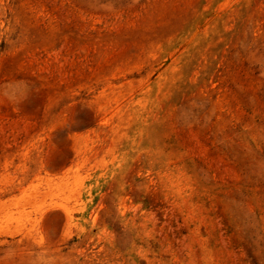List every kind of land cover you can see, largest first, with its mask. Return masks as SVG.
Instances as JSON below:
<instances>
[{"label":"rangeland","instance_id":"rangeland-1","mask_svg":"<svg viewBox=\"0 0 264 264\" xmlns=\"http://www.w3.org/2000/svg\"><path fill=\"white\" fill-rule=\"evenodd\" d=\"M0 264H264V0H0Z\"/></svg>","mask_w":264,"mask_h":264}]
</instances>
